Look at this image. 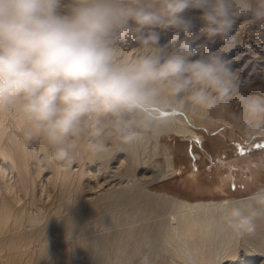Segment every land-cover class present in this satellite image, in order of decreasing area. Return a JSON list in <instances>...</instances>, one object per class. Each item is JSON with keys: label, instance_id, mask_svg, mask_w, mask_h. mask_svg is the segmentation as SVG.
I'll use <instances>...</instances> for the list:
<instances>
[{"label": "clouds", "instance_id": "9594fccd", "mask_svg": "<svg viewBox=\"0 0 264 264\" xmlns=\"http://www.w3.org/2000/svg\"><path fill=\"white\" fill-rule=\"evenodd\" d=\"M241 20L264 28V0H0V118L64 170L159 133L161 110L264 138V94L228 57ZM217 213L253 233L264 188Z\"/></svg>", "mask_w": 264, "mask_h": 264}, {"label": "bare ground", "instance_id": "6f19581e", "mask_svg": "<svg viewBox=\"0 0 264 264\" xmlns=\"http://www.w3.org/2000/svg\"><path fill=\"white\" fill-rule=\"evenodd\" d=\"M262 39L260 35L256 40H247L236 57L229 58L235 72L240 70V78L249 67H261L264 63L261 52L253 54L252 60L248 58L250 50L258 51L264 44ZM179 117L175 113L162 118L167 123L160 133L168 139L161 143L164 158L161 164L150 158L146 140L116 151L111 158L103 161L84 158L67 170L49 162L48 150L42 142L30 143L38 145V151L49 162L52 181L56 178L52 183L58 179V188L62 193L78 177L72 183L73 193L62 198L61 203L48 213L40 210L29 212L25 199V202H21L20 198L13 201V198L1 194L0 264H141L142 255H147L148 264H264V215L255 221L253 233L240 235L227 228L217 213L220 202L246 198L250 194H221L227 177L232 174L231 161L247 175L243 179L247 183L253 181L257 172L264 171V152L240 157L235 155L236 148L231 147L227 153V158L231 160L226 166V176H207L199 169L208 155L205 147L211 151L226 147L227 141L223 137L226 131L213 135L200 133ZM191 142L205 146L195 149L197 171H190L186 157ZM29 150L28 143L18 132V125L12 120L0 118V158L15 167L16 178L21 185L18 181L14 183L26 194L35 187L33 183L31 188L30 177L26 178L28 159L32 156ZM84 165L93 166L94 173L87 177V182H90L89 179L95 181L90 187L83 180L89 169L86 168V171ZM178 172L184 181L201 193L186 195L172 190L166 181L174 179ZM93 189L97 192L94 193ZM18 194L21 195L20 192ZM30 199L34 201L33 193Z\"/></svg>", "mask_w": 264, "mask_h": 264}, {"label": "rangeland", "instance_id": "374dc122", "mask_svg": "<svg viewBox=\"0 0 264 264\" xmlns=\"http://www.w3.org/2000/svg\"><path fill=\"white\" fill-rule=\"evenodd\" d=\"M247 22L248 21H246V20H241L239 22L240 24L238 23L237 28L233 33V37L236 39V36L240 35L239 38L240 37L241 38L239 39L237 36L236 41L234 40V43H233L234 46L232 45L233 48L231 47V50L228 52L229 58L236 57L235 55L239 52V49L241 50L242 45L246 44L247 40H249L251 38H252V40H254V39L256 40V37L260 36V35L263 36L262 40H264V28L257 27V25H255V24L249 25ZM247 24H248V28H246ZM244 28L246 30H244ZM242 31H244L245 33ZM256 31H257V33H256ZM258 31H261V32H258ZM254 34L256 36H254ZM247 37H249V38L247 39ZM244 38H245V40H244ZM238 39H239V41H238ZM236 42H238V43L236 44ZM239 43H240V45H239ZM263 46H264V44H261L260 47H262V49L259 47L258 51L255 49L250 50L249 51L250 53L248 52V58L250 57L249 59L252 60L253 56L257 55L256 54L257 52H259V53L261 52V54L264 56V49H263L264 47ZM217 47H219V45H217ZM254 51H255V53H254ZM253 54H255V55H253ZM252 64H253V62H252ZM238 67L241 68L240 65H238ZM263 67H264V63L261 64V67H258L257 65H254L253 67H249L245 71V73L243 75H241V78L239 77L241 84L252 94H264V85H263L264 84V80H263L264 79V71H263L264 68ZM256 68H257V70H256ZM250 71L252 72V74ZM255 72H256V74H255ZM236 73L238 74V76H240V74H241L240 70H238V72H236ZM246 75L249 77H247ZM246 77H247V80H246ZM244 78H245V80H244ZM252 81L255 83H252ZM258 82H260V84ZM244 84H246V85H244ZM247 84L249 87L247 86ZM175 113L176 114L178 113L180 115L179 119L182 122H185L194 131H197L200 133L201 132L202 133H209L211 135H213L215 133H220L223 130L226 131V132H224V133L222 132V133H223V137L227 141V143H226L227 146L222 147V148L219 147L222 150H219L218 148H216L215 151H211L207 146L205 147L202 145H197V144H194L193 142L188 144V147L186 150V152H187L186 157L188 158V161H189L190 166H191L190 171H197V169H198V165L196 163L197 156L195 155V149L200 150L201 148L203 149L205 147V148H207L206 150H208L207 154L209 155V157H208V155H206L205 162L202 163V166L199 168L200 170H203L207 176H214L215 174H218V175L222 174L223 176H226V174H227L226 166L229 163L228 160H231L230 158H227V155L229 154L228 151L231 147L236 148L235 155L240 156V157L245 156L246 154H249V153H255L256 154V152H258V151H260L261 153L264 152V138L247 137V136L243 135L240 131L230 127L227 123H225L219 117L202 119V118H199V117H197V116H195L189 112L178 111V110H171V111L161 110L160 116H161V118H163V117H166L169 115L170 116L174 115ZM189 119H191L193 122H191ZM208 130H210V131H208ZM145 138H147V139H145ZM167 139L168 138H165L164 133L159 132L158 134H149V135L145 136L141 141L143 142L144 140H146V148H147V150L150 149V152H148L150 154V158L154 159L157 162L159 161L161 164V163H163V159H164L162 156V153H161V143L166 142L165 140H167ZM153 144H154V147H153ZM28 148L31 149V150H29V152H31L30 155H32L33 157L29 155L30 157L28 159V165H27L29 173L27 172L26 178L28 179L30 177L28 180L29 185L31 186V188L33 186H35L34 187L35 189L32 188L31 191H29V194L24 193V191L22 192V189H19V186H18V184H20V181H19V178H18V180L16 178L17 176H16V169H14L15 167H13V165H10L9 162L3 161L2 158H0V173L2 174L4 172L2 175H0V181L2 182V183L0 182V185H1L0 196H1V194H3V195L5 194L6 197L8 196L7 198H10V199L13 198L12 199L13 201L20 198L21 202L24 201L23 199H25L26 202L25 201L24 202L27 203L26 205H27V209L29 212H34L35 210H37V211L40 210L41 212L47 211V213H48L49 211L56 208L61 203L62 198L69 196L70 194L73 193L72 183H74V181H77L78 176H76V178L74 179L73 182H70V184H68L66 186L64 192L62 193V191H60V189L58 188V184H59L58 179L55 182L57 186L55 185V183H52L56 180V178H55V180L53 179V181H52V177L50 175V172H52V168L49 166V162H47L44 159V157H42L43 156L42 152L38 151V145L28 143ZM181 153H183V152H181ZM175 154H177V153H175ZM214 156H215V158H214ZM39 157L41 158L40 160H39ZM30 158H31V160H30ZM176 159L178 160V157H176ZM154 160H152V161H154ZM40 161H42V163H43L42 165H41ZM231 164H232V167L230 169L232 171V174L229 177H227L226 186L224 188V191L221 192V194L241 196V195L249 194V193H251V192H253L259 188L264 187V171L263 172H257L253 181L246 183V182H244L243 179H245V177L247 175L245 173H242L243 171H240V169H238L237 166H235V163H232V161H231ZM84 166H85V170H86V168L90 169V170L87 169L88 171L86 170L88 172V174L85 173V175H87V176H85V175L83 176V180L86 182V185L88 186V184H89V187H90L91 185H93V182H95V181L89 179L90 182H87V180H88L87 177L88 178L91 177L92 172L94 173L93 166L92 167H88L87 165H84ZM29 167H30V169H29ZM35 167L36 168L40 167L41 169H39V168L36 169ZM29 170H31V171H29ZM1 171H3V172H1ZM9 176H11V177H9ZM2 177L6 178V179L4 180ZM12 178H14V179L11 180ZM2 180H4V182L5 181L6 182L4 183ZM31 181H32V183H31ZM99 181L101 182L102 179H99ZM14 182L15 183L17 182L18 184H15ZM166 182L168 183V186L172 190L183 192L186 195L187 194L201 193L200 190L195 189L194 186L193 187L190 186V184H188V181H184V179H182V176L179 174V172L176 174V177L174 179H169ZM33 183H34V185L32 186ZM3 184L4 185L6 184V185L4 186ZM42 185L44 187L45 186L48 187L47 190H44V189H46V187L43 189ZM7 186L10 188H8ZM16 188H17V190H16ZM18 189L21 191H19ZM48 189H50L49 192H48ZM7 190H9L8 191L9 193L7 192ZM15 190H16V192L19 191L21 193V195L18 194L19 192L14 193ZM92 191H94V193L97 192L96 189L95 190L93 189ZM10 192L12 194H10ZM31 192L33 193L34 201H32L30 199V198H32ZM205 193H210V192H205ZM14 195H16L15 199H14V197H15ZM17 195H18V197H17ZM23 197H25V198H23ZM21 198H22V200H21ZM257 263L258 262H256V264Z\"/></svg>", "mask_w": 264, "mask_h": 264}]
</instances>
